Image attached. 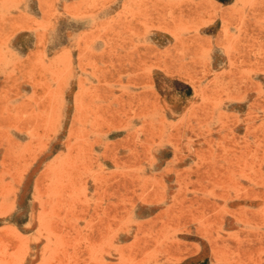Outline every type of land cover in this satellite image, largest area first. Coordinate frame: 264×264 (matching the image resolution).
<instances>
[{"label":"rangeland","instance_id":"obj_1","mask_svg":"<svg viewBox=\"0 0 264 264\" xmlns=\"http://www.w3.org/2000/svg\"><path fill=\"white\" fill-rule=\"evenodd\" d=\"M0 264H264V0H0Z\"/></svg>","mask_w":264,"mask_h":264}]
</instances>
